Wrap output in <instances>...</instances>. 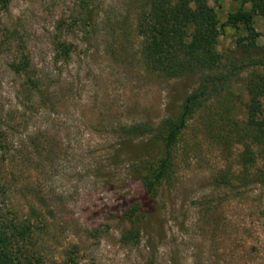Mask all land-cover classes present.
Instances as JSON below:
<instances>
[{
	"label": "rangeland",
	"instance_id": "374dc122",
	"mask_svg": "<svg viewBox=\"0 0 264 264\" xmlns=\"http://www.w3.org/2000/svg\"><path fill=\"white\" fill-rule=\"evenodd\" d=\"M2 1L0 115L16 113L22 122L12 141L31 143V162L11 191L0 194V218L23 217L30 199L43 219L32 218L35 241L50 259L264 264V192L252 182L264 162L245 138L246 74L233 76L187 122L152 220L137 243L122 245L120 234L130 225L121 215L139 192L131 165L152 157V150L148 136L128 138L119 129H156L197 79L165 80L146 70L134 30L137 0H89L87 19L77 0ZM208 5L218 21L217 52L235 54L236 41L247 37L235 15L249 6L229 0ZM253 30L264 46L260 17ZM58 43L70 46L63 60L55 58ZM22 59L41 92H21L14 66Z\"/></svg>",
	"mask_w": 264,
	"mask_h": 264
},
{
	"label": "trees",
	"instance_id": "16d2710c",
	"mask_svg": "<svg viewBox=\"0 0 264 264\" xmlns=\"http://www.w3.org/2000/svg\"><path fill=\"white\" fill-rule=\"evenodd\" d=\"M77 1L82 7L84 19H87L89 0ZM137 1L139 7L134 30L141 42L143 66L162 79L196 77L197 84L182 98L176 111L162 119L156 129L145 124L119 129L128 138L148 136L146 143L152 150V157L131 165V174L138 178L139 192L121 215V219L130 225V229L120 234L122 245L137 243L141 230L152 220L157 191L171 177L173 149L187 122L208 102L217 98L235 75L246 74V103L243 106L245 138L258 148L264 162V46L256 44L258 34L253 30L254 17L264 21V0H229L249 6L248 10L241 9L235 15L236 22L243 27L247 37L236 41L235 54L230 56H223L216 50L218 21L208 2L220 0ZM3 3L0 0V4ZM69 49L68 44L58 43L55 58L65 59ZM14 70L22 79L20 89L25 96L32 91L41 92L39 80L29 72L26 60L15 64ZM14 114L0 115L2 196L11 191V183L17 184L21 169L31 162L28 153L31 143L24 141V138L12 141L22 123L12 116ZM245 149L252 161L249 148ZM246 160L250 162V159ZM252 180L264 192V172H258ZM24 186L28 190V185ZM23 206L26 210L23 217L0 218V264H81L69 254L62 255L60 259L42 255L35 241L32 218L41 223L43 219L35 213L30 199H26Z\"/></svg>",
	"mask_w": 264,
	"mask_h": 264
}]
</instances>
